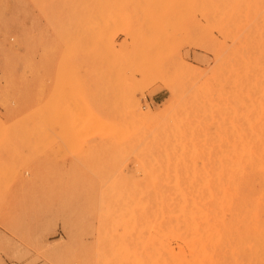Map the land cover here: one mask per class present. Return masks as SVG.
Returning <instances> with one entry per match:
<instances>
[{"label": "rangeland", "instance_id": "1", "mask_svg": "<svg viewBox=\"0 0 264 264\" xmlns=\"http://www.w3.org/2000/svg\"><path fill=\"white\" fill-rule=\"evenodd\" d=\"M18 9L42 27L25 55ZM262 139L264 0H0V264H189L218 243L200 204Z\"/></svg>", "mask_w": 264, "mask_h": 264}, {"label": "bare ground", "instance_id": "2", "mask_svg": "<svg viewBox=\"0 0 264 264\" xmlns=\"http://www.w3.org/2000/svg\"><path fill=\"white\" fill-rule=\"evenodd\" d=\"M160 178H158V181L160 180ZM215 178H217V174ZM217 180H219V183L211 186L209 193H207L208 191L206 192L208 188L204 190L205 188L203 187L204 193L206 192L207 195L209 194L208 199L206 197V194L204 195V197H206L207 199L205 203L206 210L203 207L204 203L200 204V201L198 204H200L201 206L198 210L202 214L204 212L208 214L207 218L211 222L212 227V229L210 228V231L211 233L216 235L215 240L218 241V243L213 242L214 245L211 247L206 244L205 248L200 247V244H193L194 249L191 252V257L188 262L189 264H211V262H209L208 260V256H202V254L206 252L205 249L208 248L214 250L213 253H215V251L241 252L242 255H246L247 257V260H245L244 258V260L246 261L245 263L244 260H242V264H247L249 260L251 262H254L256 258H251L253 255L264 254V246L260 247L261 245H258L259 241L254 240L258 235L260 240L264 239V237H262L260 233L262 229L264 232V221H261V212L264 211V204H262L260 201V199H264V140L257 142L255 145L244 144L243 153L240 155L239 162L237 163V168L231 171L222 179L218 177ZM217 180L213 181L217 182ZM160 182L157 183L160 184ZM160 185L165 187L166 184ZM259 187L260 196H257V194L259 193H257ZM166 188L167 187H165V189ZM168 188L170 189L168 190L169 192L171 191V189H174L170 188V186ZM173 195L175 194L173 193ZM177 196H179V194ZM165 200L167 201L166 198ZM181 200L183 199L181 198ZM189 201H191V199ZM190 205L191 203H189L186 207L190 208ZM195 210H197V208ZM167 211H165V213ZM185 215L187 216V214ZM236 221L241 222L244 225L243 238L240 235L239 237L233 236L235 234L231 231V228H233L234 226L233 222L235 223ZM220 232H228L230 234L229 236H222L218 234ZM251 237H253V239H251ZM162 259V252L160 250L149 249V264H161ZM177 259L178 264H183L182 254L180 255L179 252L177 253Z\"/></svg>", "mask_w": 264, "mask_h": 264}, {"label": "crops", "instance_id": "3", "mask_svg": "<svg viewBox=\"0 0 264 264\" xmlns=\"http://www.w3.org/2000/svg\"><path fill=\"white\" fill-rule=\"evenodd\" d=\"M18 24L12 25L10 32L18 37V45L24 47H35L42 43L41 24L39 23V11L37 9H18ZM36 55L34 59H36Z\"/></svg>", "mask_w": 264, "mask_h": 264}]
</instances>
